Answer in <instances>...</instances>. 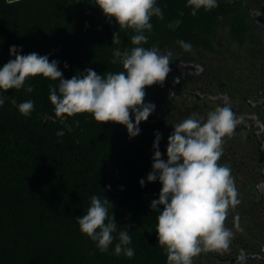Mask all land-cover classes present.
I'll return each instance as SVG.
<instances>
[{
  "label": "trees",
  "instance_id": "16d2710c",
  "mask_svg": "<svg viewBox=\"0 0 264 264\" xmlns=\"http://www.w3.org/2000/svg\"><path fill=\"white\" fill-rule=\"evenodd\" d=\"M236 1L217 0L218 7L192 16L187 0H156L163 19L152 17L142 46L174 47L177 40L205 45L206 34ZM175 19L180 24L170 26ZM116 31L119 45L112 44ZM134 34L109 21L95 0H0V67L14 59L9 48L17 46L21 55L36 52L58 61L65 79L86 68L115 73L123 69L111 62L113 50L133 47ZM58 83L37 76L24 88L0 92L7 97L0 106V264H167L155 232L159 212L149 206L161 184L146 179L156 132L130 144L122 125L102 124L88 113L59 118L49 99V86ZM29 100L34 109L24 116L18 105ZM158 132L166 160V134ZM94 195L112 203L117 231H129L132 258L114 254L118 240L101 252L80 231L77 217L86 214Z\"/></svg>",
  "mask_w": 264,
  "mask_h": 264
},
{
  "label": "clouds",
  "instance_id": "9594fccd",
  "mask_svg": "<svg viewBox=\"0 0 264 264\" xmlns=\"http://www.w3.org/2000/svg\"><path fill=\"white\" fill-rule=\"evenodd\" d=\"M95 5L121 31L130 29L135 33L130 38L133 47L113 50L111 62H119L122 71L101 75L86 68L81 75L65 79L59 62L50 61L48 55L36 52L21 55L17 46H10L9 54L14 59L0 67V92L24 88L28 79L37 76L59 81L58 86H49V99L57 117L88 113L102 124L123 125L132 138L140 133L139 124L147 121L155 109L153 103H145L146 88L163 86L172 70L171 53L161 54L156 46H142L148 43L145 33L153 29L152 17L163 19V12L156 0H95ZM186 6L196 16L200 9L210 11L218 7V2L187 0ZM120 43V34L116 31L112 44ZM176 43L185 52L192 51L190 43L183 40ZM26 91L33 92V87L28 85ZM6 99L0 96V106ZM33 109L31 100L18 105L24 116L30 115ZM241 122L242 118L233 112L227 100L223 106L217 105L209 111L206 118H197L193 113L173 125L166 160L159 150L161 134L155 133L152 171L146 179L149 183L158 180L161 184L159 198L149 206L159 212L155 232L158 244L166 252L167 264H194V258L201 253L229 250L233 233L225 221L230 209L240 200L230 167L218 161L223 155L224 139L231 137ZM63 135V131L57 132V136ZM139 183L144 186L145 180ZM109 208L113 209V205L105 196L103 199L92 196L86 214L77 217L80 231L101 252H107L113 241L118 240L114 254L132 258L135 252L129 247L132 243L129 231H117L118 224L113 211L109 216ZM240 259H244L243 255Z\"/></svg>",
  "mask_w": 264,
  "mask_h": 264
},
{
  "label": "flooded vegetation",
  "instance_id": "af4514ba",
  "mask_svg": "<svg viewBox=\"0 0 264 264\" xmlns=\"http://www.w3.org/2000/svg\"><path fill=\"white\" fill-rule=\"evenodd\" d=\"M220 21L223 31L215 30ZM206 38L191 52L158 47L171 53L172 70L163 86L146 88L155 109L144 122L166 133L230 102L242 122L224 139L218 163L230 167L238 190L240 203L225 221L233 237L228 251L201 253L194 264H264V0H237Z\"/></svg>",
  "mask_w": 264,
  "mask_h": 264
},
{
  "label": "rangeland",
  "instance_id": "374dc122",
  "mask_svg": "<svg viewBox=\"0 0 264 264\" xmlns=\"http://www.w3.org/2000/svg\"><path fill=\"white\" fill-rule=\"evenodd\" d=\"M180 22H181V20L180 19H175L171 24H170V26H172V27H177L179 24H180ZM223 23L224 22H222V21H220L219 23H217L218 24V26H217V28H215V30H218V31H223V29H225V28H223L224 26H223ZM161 45H158V46H156L157 48L158 47H160ZM174 47H176V46H174ZM172 52H173V50H175L176 51V49H173V47L170 49ZM168 52H166V54H167ZM146 103V102H145ZM139 128H140V133L137 135V136H135V137H132V138H130L129 137V135H128V133H127V129H126V127H124L123 125H122V128H121V136H122V138H124L126 141H128V143H130V144H134V143H136V141H138V140H140L142 137V134L143 133H152V132H157V131H160L159 129H161V128H159V126H156V125H151V126H149V125H147L145 122H141L140 124H139V126H138ZM166 133V139H165V147H167V142H168V136L173 132L172 130H169V129H166V131H165ZM166 149V148H165Z\"/></svg>",
  "mask_w": 264,
  "mask_h": 264
},
{
  "label": "built area",
  "instance_id": "2783aa9c",
  "mask_svg": "<svg viewBox=\"0 0 264 264\" xmlns=\"http://www.w3.org/2000/svg\"><path fill=\"white\" fill-rule=\"evenodd\" d=\"M8 2H15V1H18V0H7Z\"/></svg>",
  "mask_w": 264,
  "mask_h": 264
}]
</instances>
